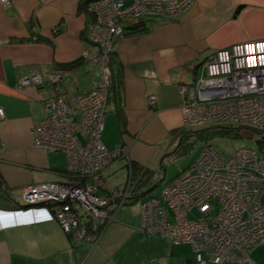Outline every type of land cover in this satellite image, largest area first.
Here are the masks:
<instances>
[{
  "label": "crops",
  "instance_id": "1",
  "mask_svg": "<svg viewBox=\"0 0 264 264\" xmlns=\"http://www.w3.org/2000/svg\"><path fill=\"white\" fill-rule=\"evenodd\" d=\"M87 1L0 3V108L5 111L0 120V211L12 213L3 218L0 213V224L25 221L0 228V264H197L190 244L143 232L141 204L133 196L98 240L80 244L57 221H40L44 213H18L26 186L68 179L67 155L38 149L34 141L36 127L46 116L43 101L55 92L48 76L62 78L72 94L90 90L100 77L97 65L83 56L93 20ZM146 23L149 31L128 32L115 45V84L101 135L107 149L125 146L130 152L131 163L119 159L105 170L108 185L123 187L133 176L142 194L159 185L154 184L156 170L166 156L180 150V85L194 81L215 50L264 38V0H195L175 19L149 18ZM33 73L43 76V84L19 88V78ZM86 75L89 86L81 88L80 78ZM151 94L156 106L149 103ZM55 154L65 155L67 168L57 167ZM145 170L152 174L145 175Z\"/></svg>",
  "mask_w": 264,
  "mask_h": 264
},
{
  "label": "built area",
  "instance_id": "2",
  "mask_svg": "<svg viewBox=\"0 0 264 264\" xmlns=\"http://www.w3.org/2000/svg\"><path fill=\"white\" fill-rule=\"evenodd\" d=\"M0 3L9 6L14 0ZM193 4L194 0L90 3L93 20L87 36L93 48L83 56L97 65L100 77L89 91L72 94L62 78L48 76L55 92L43 101L46 116L36 127L34 141L42 150L67 155L68 179L26 186L18 213H44L40 221H57L76 244L98 240L103 228L116 220L118 210L131 197L129 180L115 188L108 185L104 175L117 160H129L130 156L127 147L109 150L101 140L116 41L125 24L150 15L173 18ZM196 72L194 81L179 87L183 124L194 127L232 122L251 132L260 152L242 148L225 156L211 145H203L195 161L166 184L163 199L153 196L139 200L142 230L190 244L197 264H257L251 254L264 245V38L219 48ZM44 80L40 73L22 75L18 87L41 85ZM148 100L156 106L155 95H149ZM4 115L0 108V119ZM0 213L1 218L12 214L5 210ZM23 222L1 223L0 228Z\"/></svg>",
  "mask_w": 264,
  "mask_h": 264
},
{
  "label": "rangeland",
  "instance_id": "3",
  "mask_svg": "<svg viewBox=\"0 0 264 264\" xmlns=\"http://www.w3.org/2000/svg\"><path fill=\"white\" fill-rule=\"evenodd\" d=\"M92 1L93 0H88L86 2L87 9H89L90 3ZM194 3H195V0H194ZM193 5H192V7H193ZM192 7H190V9ZM188 10H186L185 12H183L181 14H178L177 16H175L173 18H164V17L162 18V17L150 15V16H147V17H144V18H140L139 20H137L135 22V24H137L139 22H146L147 19H149V18H158V19H161V20H172V19H175V18L179 17L180 15L186 13ZM131 24L132 23H128L127 25L125 24L124 32H123V34L121 36H119V38L116 41V43L126 33L132 32ZM87 40H88V42L90 44L87 49L93 48L92 43L88 39V36H87ZM112 61H113V56H112ZM112 76H113V71H112ZM89 80H90V78L87 75L86 76H82L80 78V85L82 86L81 88H87L89 86ZM180 94H182V93H180ZM109 101H110V93H109L108 103H109ZM214 125H217V124L211 123V124H207V125L194 126V127H186L183 124L184 128H182V131H180V134L177 135V139H176V142H177V140H179V148H180V150L176 153V155L166 156L165 157L166 161H164L163 164L158 167V169L156 170V173H155L157 175L156 179H158V180H157V182H154V184L155 183H159V185L157 187H155L154 189L151 188L152 190L151 189L150 190H146V188L148 186H150V184L149 185H143L144 187H142V190H144V189L146 190L145 194L140 196L138 199L139 200H143L144 198L153 197V196H155V197L157 196V197L163 198V196H164L163 195V186H165V184L169 180H172L173 178H175L186 167H188L193 161H195V159L199 155L201 147L203 145H205V144L211 145L214 149H216L220 153H223L225 156H232L238 150H240L242 148H252V149L257 150L258 152H260L259 144L254 139V136L251 134V132L246 130V129H243V128L239 127V126H235L236 128H238V129L235 130V131L238 130L237 134L231 133V134H225V135H214V136L209 137V138H203L200 135V133H198V134L196 133L197 131L199 132V131L204 130L206 126L207 127H211V126H214ZM231 126H233V124L229 125V128H232ZM36 148H38V147H36ZM38 149H40V148H38ZM55 157L56 158H55V162L54 163L58 164L57 167H59V168H67L68 163H67V160H65L66 159L65 155H63V154H55ZM129 158H130V156H129ZM67 171H68V168H67V170L65 172L66 176H67ZM130 180L131 179H129V181ZM133 185H134V187L137 185L136 179H135V182H133ZM133 185L132 184L129 185L130 190L133 188ZM251 257L257 264H264V245H261V246L257 247L252 252ZM223 264H245V263L226 261Z\"/></svg>",
  "mask_w": 264,
  "mask_h": 264
},
{
  "label": "trees",
  "instance_id": "4",
  "mask_svg": "<svg viewBox=\"0 0 264 264\" xmlns=\"http://www.w3.org/2000/svg\"><path fill=\"white\" fill-rule=\"evenodd\" d=\"M87 5L85 4V7H86ZM87 8V7H86ZM131 29H132V31H134V32H138V31H140V32H147V31H149L150 30V25L149 24H147L146 22H139V23H137V24H135V22L134 23H132L131 24ZM115 84V79H112V86H111V88L113 87V85ZM232 128H229V125L228 124H222V125H214V126H211V127H205V129L204 130H202V131H197L196 133L198 134V133H200V135L203 137V138H209V137H212V136H214V135H225V134H231V133H235V134H237L238 132V130L237 131H235L236 129H238V128H236L235 126H231ZM180 131H182V130H180ZM129 163H131V162H129ZM132 167H134L133 165H132ZM145 172H146V170H145ZM131 173V172H130ZM148 175V174H152V172L150 171V170H147V172L145 173V175ZM130 184H132L133 185V182H135V180L133 179V176H130ZM128 182H126V184H127ZM141 189V183L140 182H138L137 181V185L134 187V185H133V188L130 190L131 191V196H133V199H138V197L139 196H142L143 194H142V191L140 190ZM131 198V197H130Z\"/></svg>",
  "mask_w": 264,
  "mask_h": 264
},
{
  "label": "bare ground",
  "instance_id": "5",
  "mask_svg": "<svg viewBox=\"0 0 264 264\" xmlns=\"http://www.w3.org/2000/svg\"><path fill=\"white\" fill-rule=\"evenodd\" d=\"M227 124H228V125H232L233 123H232V122H228ZM233 126H234V125H233ZM191 127H192V126H191Z\"/></svg>",
  "mask_w": 264,
  "mask_h": 264
}]
</instances>
